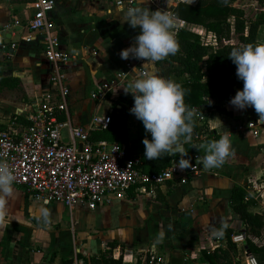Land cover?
<instances>
[{"label":"crops","instance_id":"1","mask_svg":"<svg viewBox=\"0 0 264 264\" xmlns=\"http://www.w3.org/2000/svg\"><path fill=\"white\" fill-rule=\"evenodd\" d=\"M54 1L56 45L69 55L60 69L69 92L70 123L86 128L94 114L111 110L124 118L128 141L138 137L143 141L149 133L130 112L134 106L132 94L122 89L134 72L124 68L125 60L120 57L141 31L121 19V10L136 7L141 0H120L119 6L114 0ZM177 1L190 5L196 2L145 0L143 6L153 12H169ZM231 6L243 11L245 26L264 10L254 0H234ZM31 11L28 0H0V63L5 62L4 55L10 57L9 70L5 68L9 73H3L2 68V76L16 77L22 94L20 102L8 101L12 105L3 103L8 99H0L8 113L0 118V129L12 120L25 124L26 114L49 85L51 64L43 57L38 35L31 34L29 41L23 39L28 34L23 22ZM232 19L229 16L227 21L231 24ZM15 20L19 23L13 24ZM178 29L197 34L201 42L208 43L213 38L202 25L176 18L174 34ZM227 42L237 43V35L231 32ZM255 42L264 44V23L257 27ZM179 67L167 57L144 69L171 79L170 69ZM98 91L101 96L92 97ZM230 101L227 97L214 101L210 109L197 108L203 118H196V123L203 126L198 134H192L190 142L199 146L227 134L232 154L222 166L205 169L201 162L204 151L191 153V165L197 171L176 168L185 177L183 183L175 178L154 186L151 193L131 189L122 198H113L94 210L84 206L68 210L59 203L30 198L23 189L13 186L5 208L14 218L4 219L5 226L0 228V264H62L68 258L71 264H88L84 258L98 256L109 242H116L113 256L120 255L121 264H149L151 257L154 264H206L202 253L224 248L226 232L228 236L242 233L249 242V246L245 242L233 243L234 259L239 264H244L248 255L257 264H264V121L256 124L259 117L253 108L240 110ZM62 136L66 138L64 131ZM169 157L170 164L175 165L181 158L180 154ZM234 186L244 191L247 211L261 218L256 235L245 237L243 222L230 212L228 197ZM62 229L69 236L63 238Z\"/></svg>","mask_w":264,"mask_h":264},{"label":"built area","instance_id":"2","mask_svg":"<svg viewBox=\"0 0 264 264\" xmlns=\"http://www.w3.org/2000/svg\"><path fill=\"white\" fill-rule=\"evenodd\" d=\"M114 2L119 6L121 1ZM29 5L31 14L23 22L28 34L23 39L29 41L31 34L38 35L43 57L51 64V73L48 88L25 116L27 122L17 124L12 120L0 129V162L7 163L13 172V186L23 189L30 198L59 203L68 210L74 206L92 210L113 198H122L131 189L151 193L154 186L175 178L183 183L185 177L176 172L175 164L146 172L140 155L128 156L115 141L89 139V132L106 128L111 110L102 115L94 114L86 128L70 123L69 92L60 69L69 55L56 45L52 17L55 1L29 0ZM17 23L18 20L13 21ZM210 42L215 44L213 38ZM144 62L130 57L124 61V68L143 72ZM95 96H101V92L92 95ZM196 118L202 120L203 117L197 114ZM247 127L252 128V124L247 123ZM63 131L66 138L62 136ZM195 171V165L188 169V172ZM229 240L242 244L244 235L231 234ZM153 261L151 257L148 263L154 264ZM244 264L257 263L248 255Z\"/></svg>","mask_w":264,"mask_h":264},{"label":"clouds","instance_id":"3","mask_svg":"<svg viewBox=\"0 0 264 264\" xmlns=\"http://www.w3.org/2000/svg\"><path fill=\"white\" fill-rule=\"evenodd\" d=\"M145 0L136 7L122 9L121 19L133 29L139 28L140 34L134 37L135 43L120 52L123 60L130 57L143 60L142 67L162 61L179 51V43L173 29L176 17L168 11H150L143 6ZM227 2V0H223ZM229 58L236 65V75L243 81V90L238 91L230 104L243 110L251 107L260 121H264V44H246L234 47ZM122 88L125 94H132L134 106L130 109L138 120L142 121L151 141L143 140L144 158L155 160L164 154H180L176 168L187 170L190 159L183 144L191 141L195 126L197 109L190 108L184 102L186 90L171 79H164L154 73L137 72ZM196 150H203L202 165L205 169L222 166L232 154L229 136L225 134L219 140L201 143ZM15 176L5 162H0V228L5 226V205L7 198L13 195Z\"/></svg>","mask_w":264,"mask_h":264},{"label":"trees","instance_id":"4","mask_svg":"<svg viewBox=\"0 0 264 264\" xmlns=\"http://www.w3.org/2000/svg\"><path fill=\"white\" fill-rule=\"evenodd\" d=\"M233 1L227 0L225 3L223 0H196L193 5L177 1L169 10L179 20L202 25L213 34L215 39V44L210 41L201 42L197 34L185 29H178L174 34L179 43V51L175 55H170L168 59L178 63L180 67L170 69L171 80L179 83L186 90L184 102L190 108L210 109L214 101L227 97L233 99L238 91L243 90V81L238 79L236 65L229 58V53L234 47L249 43L257 44L255 42L256 30L258 25L264 23V10L257 12L254 19L249 20L245 26L243 11L231 6ZM254 1L259 6H264V0ZM229 16L233 18L231 24L227 21ZM231 32L237 35V43L227 42ZM18 83L19 80L16 77H5L2 73L0 74V87L16 88ZM235 86L237 92L234 91ZM109 119L105 129L89 132L90 140L115 141L123 147L128 156L140 155L146 172L157 171L170 164L169 154H164L161 158L151 161L144 158L143 141L141 137L128 141L124 118L111 112ZM196 122L195 117L194 134H198L203 126H198ZM146 138L151 141L150 133L146 135ZM183 147L187 152L184 158L190 159L192 163L191 153L199 154L200 150L197 151V146L190 141L184 143ZM243 196L244 191L234 186L230 191L228 203L231 214L243 222L245 237H247L246 234L256 235L262 222L259 215L247 211V202L243 201ZM225 235L224 248L202 253L206 264H239L234 259L236 248L229 241L227 232ZM244 242L249 246L246 238ZM116 245V242H109L107 248L98 256L84 258V261L88 264H121V256H113V249ZM62 264H71V259L64 260Z\"/></svg>","mask_w":264,"mask_h":264},{"label":"rangeland","instance_id":"5","mask_svg":"<svg viewBox=\"0 0 264 264\" xmlns=\"http://www.w3.org/2000/svg\"><path fill=\"white\" fill-rule=\"evenodd\" d=\"M22 11H23L22 13L24 14L26 12V9H24ZM4 58H5V62L0 63V74L2 73V71H1L2 68H4L3 69V73H5V74L9 73L8 71H5V68H6V70H9V61L8 60L10 59V57L4 55ZM21 95H22L21 91L19 89H17V87L16 88H11V89L5 88V87H0V99H8L7 102L6 101L3 102V101L0 100V118H3V117H5L8 114L6 109L4 108L5 107L4 104L12 105L8 101L20 102L21 101V97H22ZM15 205H16V203H15ZM15 205H14V207H15ZM92 210H94V209H92ZM42 215H43V212H42ZM6 218L7 219L14 218V216L11 215L5 208V217H4V219H6ZM13 220H15V219H13ZM61 234H62L63 238L65 236H69V232L68 231L66 232L64 229H62Z\"/></svg>","mask_w":264,"mask_h":264}]
</instances>
